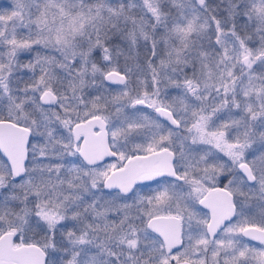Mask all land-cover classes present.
Returning a JSON list of instances; mask_svg holds the SVG:
<instances>
[{"label":"snow or ice","instance_id":"6c2138e0","mask_svg":"<svg viewBox=\"0 0 264 264\" xmlns=\"http://www.w3.org/2000/svg\"><path fill=\"white\" fill-rule=\"evenodd\" d=\"M0 264H264V0L0 6Z\"/></svg>","mask_w":264,"mask_h":264},{"label":"rangeland","instance_id":"374dc122","mask_svg":"<svg viewBox=\"0 0 264 264\" xmlns=\"http://www.w3.org/2000/svg\"><path fill=\"white\" fill-rule=\"evenodd\" d=\"M0 1L3 4L2 6H7V4L9 3V0H0Z\"/></svg>","mask_w":264,"mask_h":264},{"label":"trees","instance_id":"16d2710c","mask_svg":"<svg viewBox=\"0 0 264 264\" xmlns=\"http://www.w3.org/2000/svg\"><path fill=\"white\" fill-rule=\"evenodd\" d=\"M3 4L1 3L0 6H2Z\"/></svg>","mask_w":264,"mask_h":264},{"label":"water","instance_id":"95a60500","mask_svg":"<svg viewBox=\"0 0 264 264\" xmlns=\"http://www.w3.org/2000/svg\"><path fill=\"white\" fill-rule=\"evenodd\" d=\"M0 3H1V1H0Z\"/></svg>","mask_w":264,"mask_h":264}]
</instances>
